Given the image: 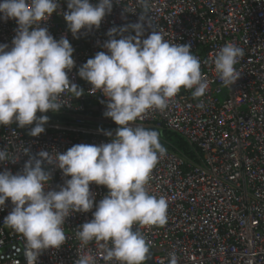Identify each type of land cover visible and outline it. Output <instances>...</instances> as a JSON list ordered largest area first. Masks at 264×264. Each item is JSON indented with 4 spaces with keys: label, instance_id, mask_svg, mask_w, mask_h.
<instances>
[{
    "label": "built area",
    "instance_id": "1",
    "mask_svg": "<svg viewBox=\"0 0 264 264\" xmlns=\"http://www.w3.org/2000/svg\"><path fill=\"white\" fill-rule=\"evenodd\" d=\"M64 11L67 2L59 0L58 9L41 27L57 40L66 36L73 46L75 64L68 76L84 94L76 98L71 92L62 93L63 107L44 113L49 120L36 137L28 134L34 125L0 126V149L18 158L16 163L0 164V171H22L29 155L41 150L50 151L55 160V151L107 143L111 137L105 133L115 135L117 125L103 115L106 98L99 90L89 91L91 85L78 76V69L97 52H107L102 45L110 28L137 21L142 11L139 0H113L100 27L82 29L77 38L67 29ZM147 15L165 40L191 45L209 88L200 98L202 107H197L200 101L191 90L181 88L165 110H149L133 122L179 136L192 152L187 157L160 136L166 153L152 169L147 189L166 200L167 221L163 226L136 225L133 230L137 227L145 236L152 264H169L171 252L178 264H264V0H149ZM17 27L14 19L0 20V43L10 48ZM150 31L146 28L143 38ZM134 34L130 30L123 35ZM227 43L245 53L234 66L241 75L231 88L222 85L213 63L215 53ZM44 167L51 173L46 190L58 191L70 178L53 165ZM90 191L96 198L93 209L66 218L65 243L45 250L38 264H74L88 253L105 264L97 242L81 248L75 235L92 219L95 203L108 189L92 183ZM12 207L10 200L0 207V264H28L21 235L3 221Z\"/></svg>",
    "mask_w": 264,
    "mask_h": 264
},
{
    "label": "clouds",
    "instance_id": "2",
    "mask_svg": "<svg viewBox=\"0 0 264 264\" xmlns=\"http://www.w3.org/2000/svg\"><path fill=\"white\" fill-rule=\"evenodd\" d=\"M63 18L73 38L82 29L99 28L111 13L113 0H66ZM142 11L135 23L110 28L108 39L94 57L79 67L78 76L106 98L104 117L115 122V135L107 143L76 144L55 160L50 151L29 155L22 171H0V207L13 205L4 223L20 234L28 264H38L47 249H59L66 240L64 224L73 213H87L94 207L95 194L90 184L103 185L107 194L95 203L92 219L75 233L84 248L95 241L105 264H145L150 247L139 228L163 226L167 203L150 195L147 185L152 169L166 149L155 129L134 125L149 110H165L181 88L200 99L209 88L201 72V62L190 44L170 43L155 30L148 18L149 0H139ZM59 0H0V20L14 19L16 34L11 47L0 43V126L34 125L28 134L36 137L45 131L46 112H59L61 94L78 98L84 90L70 81L74 67L73 46L66 36L55 39L41 27L58 9ZM151 29L147 38L145 31ZM134 35H123L129 31ZM116 37H120L117 39ZM244 50L232 43L214 55V68L224 87L231 88L240 73L234 67ZM41 115L37 116V113ZM6 149H0V164L16 163ZM61 170L64 181L59 190H46L51 173L44 167ZM169 264H178L175 252ZM74 264H98L97 256L80 255Z\"/></svg>",
    "mask_w": 264,
    "mask_h": 264
},
{
    "label": "trees",
    "instance_id": "3",
    "mask_svg": "<svg viewBox=\"0 0 264 264\" xmlns=\"http://www.w3.org/2000/svg\"><path fill=\"white\" fill-rule=\"evenodd\" d=\"M160 136L165 139L167 143L172 145L174 148H176L178 151L183 153L187 157L192 156V152L188 145L181 139L179 136L173 134V133H168V132H160Z\"/></svg>",
    "mask_w": 264,
    "mask_h": 264
},
{
    "label": "water",
    "instance_id": "4",
    "mask_svg": "<svg viewBox=\"0 0 264 264\" xmlns=\"http://www.w3.org/2000/svg\"><path fill=\"white\" fill-rule=\"evenodd\" d=\"M145 263L152 264V254H151V252L149 254V259Z\"/></svg>",
    "mask_w": 264,
    "mask_h": 264
},
{
    "label": "rangeland",
    "instance_id": "5",
    "mask_svg": "<svg viewBox=\"0 0 264 264\" xmlns=\"http://www.w3.org/2000/svg\"><path fill=\"white\" fill-rule=\"evenodd\" d=\"M219 99L222 101V97L220 96Z\"/></svg>",
    "mask_w": 264,
    "mask_h": 264
}]
</instances>
